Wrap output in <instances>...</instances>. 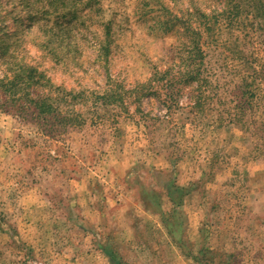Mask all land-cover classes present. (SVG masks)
<instances>
[{"label": "rangeland", "instance_id": "obj_1", "mask_svg": "<svg viewBox=\"0 0 264 264\" xmlns=\"http://www.w3.org/2000/svg\"><path fill=\"white\" fill-rule=\"evenodd\" d=\"M255 3L0 0V264H264Z\"/></svg>", "mask_w": 264, "mask_h": 264}, {"label": "trees", "instance_id": "obj_2", "mask_svg": "<svg viewBox=\"0 0 264 264\" xmlns=\"http://www.w3.org/2000/svg\"><path fill=\"white\" fill-rule=\"evenodd\" d=\"M239 7V5L237 6ZM252 7H256L255 11L253 9V14L255 15V17L260 18L259 22H264V0H256V3L254 4V6ZM197 21L198 22V26H194V22ZM264 24V23H263ZM220 26L217 25V19L215 18H208L206 15L201 14V15H196V14H191L190 18L188 19V30L191 32H194V29L199 28L201 30L200 34H196V37L193 38V44L195 49L197 48L198 50L201 49L200 45L201 42L203 44V41H201V34L203 33V29L204 31L208 33V35L210 34L211 36L216 32V30L219 28ZM107 50H109L108 46H107ZM204 52V49H202ZM30 72V68L28 69ZM26 70V71H28ZM191 71H198V69L196 67H190V69L187 70V74L190 73ZM255 77V76H253ZM253 82H256V79H252V81H249L248 79H245V84L248 87V89L246 90V92H248L251 96L254 94L253 92V88H250ZM40 97V96H39ZM74 98L76 97V94L73 96ZM113 97V93L110 91H105L103 92V98H111ZM36 104H39L38 106H41L43 104H45V98H40L38 101H35ZM117 264V261H115ZM115 264V263H114Z\"/></svg>", "mask_w": 264, "mask_h": 264}]
</instances>
